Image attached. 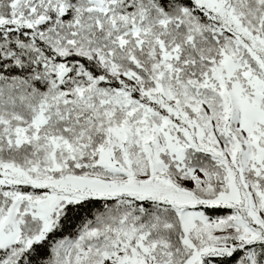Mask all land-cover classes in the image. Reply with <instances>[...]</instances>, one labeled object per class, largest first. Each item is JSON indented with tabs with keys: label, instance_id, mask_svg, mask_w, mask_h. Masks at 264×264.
Instances as JSON below:
<instances>
[{
	"label": "snow or ice",
	"instance_id": "1",
	"mask_svg": "<svg viewBox=\"0 0 264 264\" xmlns=\"http://www.w3.org/2000/svg\"><path fill=\"white\" fill-rule=\"evenodd\" d=\"M0 264H264V0H0Z\"/></svg>",
	"mask_w": 264,
	"mask_h": 264
}]
</instances>
